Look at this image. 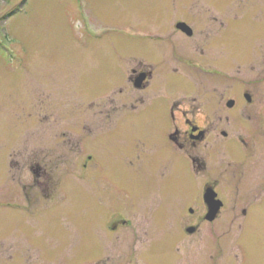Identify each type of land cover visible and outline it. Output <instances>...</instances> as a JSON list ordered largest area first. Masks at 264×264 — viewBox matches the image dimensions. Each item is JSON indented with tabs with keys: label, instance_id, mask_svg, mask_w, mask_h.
I'll list each match as a JSON object with an SVG mask.
<instances>
[{
	"label": "rangeland",
	"instance_id": "374dc122",
	"mask_svg": "<svg viewBox=\"0 0 264 264\" xmlns=\"http://www.w3.org/2000/svg\"><path fill=\"white\" fill-rule=\"evenodd\" d=\"M227 1L0 0V264H103L129 244L144 256L159 247V225H168L184 264H264V205L245 198L243 182L237 190L216 174L219 230L183 250L174 235L183 209L180 151L146 135V147L136 149L141 135H130L143 127L136 116L117 124L113 132L122 134L111 144L101 132L103 94L123 88L117 97L127 96L134 88L123 55L148 54L144 37L177 32L188 10L196 22L199 2ZM234 1L236 25L247 3L264 28V0ZM173 74L159 67L149 94H164L162 82ZM170 94L181 96L179 89ZM127 140L132 149L118 152ZM122 219H147L149 241H135L134 226Z\"/></svg>",
	"mask_w": 264,
	"mask_h": 264
},
{
	"label": "flooded vegetation",
	"instance_id": "af4514ba",
	"mask_svg": "<svg viewBox=\"0 0 264 264\" xmlns=\"http://www.w3.org/2000/svg\"><path fill=\"white\" fill-rule=\"evenodd\" d=\"M194 7L199 8L196 22L189 20L191 11L188 10L189 16L176 23L177 32L144 37V41L150 43L148 54L133 50L123 55L124 66L128 64L132 70L128 79L134 88L128 90L131 93L127 96L121 97L117 96L125 93L123 88L116 96L108 95L106 91L100 113L101 132L107 145L112 143V136L122 134L113 132L117 124L136 116L135 121L143 126L142 129L133 135L124 133L131 139L141 135L136 149L146 147L147 143L141 137L149 136L158 145L173 146L180 151L183 209L181 224L177 226L181 234L174 235L178 243L183 242V250L188 240L201 242L204 235L214 240V232L219 230L224 202L211 218L205 201L208 188L214 189L217 199L222 200L217 173L221 172L230 179V184L235 183L237 190L241 189L243 182L247 189L245 198L260 200L264 205L263 25L257 19L252 21L255 17L247 3L242 17L244 23L240 25H236L238 17L234 0L215 5L199 2ZM225 8L228 15L223 16L221 13ZM179 22L186 23L189 28L179 30ZM159 67L174 74L170 81L168 78L166 83L162 82L164 94L151 95L149 89L153 87L151 83ZM235 72L243 73L238 90ZM172 88L173 92L179 89L181 96L177 98L170 94ZM129 124H133V120ZM133 142L127 140L122 146L116 144L120 147L118 152L125 146L132 149ZM164 211L160 213L163 217L167 215ZM243 213L246 214L247 210ZM143 221L147 219L136 225L131 219H122L121 223L124 227L133 225L131 232L135 241L144 243L151 237V224ZM159 227L162 233L157 239L161 245L157 250L148 248L144 256H139L136 246L129 244L120 254L109 255L106 259L102 257L99 262L184 264L187 258L183 256L184 252L179 257L174 256L172 241L169 242V236H166L168 225ZM178 250L181 249L178 247Z\"/></svg>",
	"mask_w": 264,
	"mask_h": 264
},
{
	"label": "water",
	"instance_id": "95a60500",
	"mask_svg": "<svg viewBox=\"0 0 264 264\" xmlns=\"http://www.w3.org/2000/svg\"><path fill=\"white\" fill-rule=\"evenodd\" d=\"M177 27L182 31L184 29L189 28V26H187V24L183 23V22L178 23ZM205 201L207 202V204L210 208V212L208 214V217L213 218L217 214V212L221 209V207L223 206V202L221 200L217 199V193L212 188H208L206 190Z\"/></svg>",
	"mask_w": 264,
	"mask_h": 264
}]
</instances>
